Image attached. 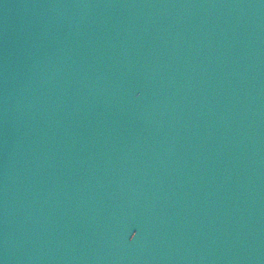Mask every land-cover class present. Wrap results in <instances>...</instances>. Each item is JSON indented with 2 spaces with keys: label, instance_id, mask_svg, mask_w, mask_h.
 I'll return each instance as SVG.
<instances>
[{
  "label": "water",
  "instance_id": "obj_1",
  "mask_svg": "<svg viewBox=\"0 0 264 264\" xmlns=\"http://www.w3.org/2000/svg\"><path fill=\"white\" fill-rule=\"evenodd\" d=\"M0 264H264V0H0Z\"/></svg>",
  "mask_w": 264,
  "mask_h": 264
}]
</instances>
